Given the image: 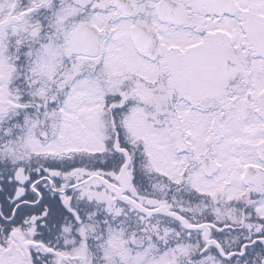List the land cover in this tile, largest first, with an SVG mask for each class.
Listing matches in <instances>:
<instances>
[{"label": "snow or ice", "instance_id": "6c2138e0", "mask_svg": "<svg viewBox=\"0 0 264 264\" xmlns=\"http://www.w3.org/2000/svg\"><path fill=\"white\" fill-rule=\"evenodd\" d=\"M0 264H264V0H0Z\"/></svg>", "mask_w": 264, "mask_h": 264}]
</instances>
